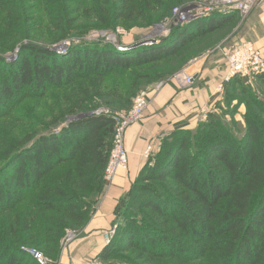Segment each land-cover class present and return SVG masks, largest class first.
Here are the masks:
<instances>
[{
	"label": "trees",
	"instance_id": "trees-1",
	"mask_svg": "<svg viewBox=\"0 0 264 264\" xmlns=\"http://www.w3.org/2000/svg\"><path fill=\"white\" fill-rule=\"evenodd\" d=\"M170 5L0 0V264H37L31 249L54 258L66 229L85 228L107 185L113 111L128 109L141 88L211 50L238 13H212L127 49L70 44L60 54L56 46L89 29L162 23ZM251 78L264 87L263 72L237 76L223 92ZM259 109L247 112L240 140L218 120L200 122L195 131L176 124L119 201L114 235L95 260L129 252L144 264H264Z\"/></svg>",
	"mask_w": 264,
	"mask_h": 264
},
{
	"label": "rangeland",
	"instance_id": "rangeland-1",
	"mask_svg": "<svg viewBox=\"0 0 264 264\" xmlns=\"http://www.w3.org/2000/svg\"><path fill=\"white\" fill-rule=\"evenodd\" d=\"M170 2L171 5L168 10V15L165 17V20L162 23L159 22L154 24L153 26H146V27L140 25L124 27L122 25H119L116 27L114 31L108 29H89L83 35L80 36L76 35L70 37L68 41L70 42V44H75L76 46L85 43L86 44L102 43L103 45L108 44L115 49H127L132 46H136L139 43L150 44L152 41H155L156 43L159 40L166 38L171 33V30L175 26H179L176 24V13L179 10L185 7L194 8L195 6L196 7L201 6L200 0H185L182 1L180 4L179 3L176 4L171 0ZM263 3L264 0H257L256 2L251 4L248 13H246L243 16H239L238 14L236 23L232 27L230 32L211 50L205 52L201 56L192 59L184 68L174 73L172 76H169L162 81L153 83V85L149 86L148 89H146L147 87L141 88L137 92L136 96L141 93H146L148 97L149 93L153 91L155 86L160 85L161 87L163 85L169 84L171 81L175 82V78H174L175 75L181 72H186L187 68L190 66L191 63L201 59H205L209 57L216 58L219 54H224L222 58L226 63V69H227V56L240 43L252 45L262 54L264 58V49L262 48L263 49L262 50L261 48L258 47L257 44H255V42L253 41L254 35L252 34V32L249 31V29H251L252 27V24H256V15L254 13L256 11V8L262 5ZM227 12H232V11H226V12L215 11L213 13H227ZM259 22L260 21L258 20V23ZM256 28H257L256 35H260L261 33H263L264 36V25L258 24ZM41 31L42 30H36L38 34L41 33ZM97 35H99V38H97ZM104 35L106 37L107 36L111 37V39H109V41H105L104 39H102V36ZM60 45H62V42L61 44L57 45L58 47L56 46L55 50H59ZM14 58H15L14 55H9L7 58L8 60L7 62L13 61ZM226 69L224 71V74L226 73ZM223 76L221 77L220 82L217 85V89H216L217 98L216 95L211 97L209 102H207V104L204 106L205 108L201 110L196 124H193L192 127H187V128L192 131H195L196 127L199 125L200 122H207L210 119L218 120V122L221 124L223 128L229 131V133L234 138L240 140L243 136V130L245 129L244 117L247 115V112L257 114L260 111L259 108L261 109L264 108V87L258 79L251 78L245 87L242 88L230 87L226 89L224 92L223 89L218 91V86L221 84ZM190 86L183 88H188ZM134 99L132 100V103L128 109L113 111L114 114L116 116L126 114L132 108ZM148 103H149V99H148ZM106 109L110 110L108 108ZM162 138L160 139L162 140ZM159 146H160V141L154 144L153 154H155L158 151ZM104 191L105 188L103 192L97 197L98 204L101 201ZM82 237H83V230L75 231V230L66 229L63 237L59 242L54 258H49L40 251H36L32 249L31 251L36 252L41 256V258H44L45 260L44 259L43 260L45 261V264H73V259L70 258L71 255L69 256V254H71L70 250L73 248V245L76 243V241ZM90 264H144V263L137 260L134 255H130L129 252H125V253L114 254L112 258L109 261H106L105 263L99 262L94 258L90 262Z\"/></svg>",
	"mask_w": 264,
	"mask_h": 264
},
{
	"label": "crops",
	"instance_id": "crops-1",
	"mask_svg": "<svg viewBox=\"0 0 264 264\" xmlns=\"http://www.w3.org/2000/svg\"><path fill=\"white\" fill-rule=\"evenodd\" d=\"M254 13L256 24L264 25V3L258 6ZM256 24H252L249 31L254 35L255 44L264 49V36L263 33L256 35ZM223 55L191 63L186 71L193 77L190 87L183 88L171 81L149 93V103L143 120L130 126L125 132L127 167L119 170L113 180L105 186L95 213L83 229V237L77 240L70 250L69 256L71 255L73 264H90L106 246L102 235L115 227L116 207L129 192L147 161L142 156L146 145L158 143L160 138L173 131L176 124L187 122L188 127H192L211 97L216 95L217 98V85L226 69Z\"/></svg>",
	"mask_w": 264,
	"mask_h": 264
},
{
	"label": "built area",
	"instance_id": "built-area-1",
	"mask_svg": "<svg viewBox=\"0 0 264 264\" xmlns=\"http://www.w3.org/2000/svg\"><path fill=\"white\" fill-rule=\"evenodd\" d=\"M257 0H200L201 6L194 8H183L176 13V24L179 26L189 24L193 21L209 16L215 11L226 12L234 11L243 16L248 13L251 4ZM95 36V35H93ZM92 36V37H93ZM104 37V38H103ZM99 38V35H97ZM92 39V38H91ZM102 39L109 41L111 37L102 36ZM70 46V42H64L60 45V49L56 50L63 54ZM58 47V46H57ZM264 72V58L262 54L250 44H238L232 52L227 56V69L223 76L221 84L218 86V91L223 89V86L229 83L233 78L248 77ZM175 82L181 87L190 86L193 82V77L186 72H181L175 75ZM159 89L160 85L154 87ZM148 106V97L146 93L137 95L133 101L132 108L124 115L116 116V127L114 130L112 149L106 165L104 176L105 181L110 183L116 176L117 172L127 167L128 157L124 146V136L126 130L140 122L145 114ZM154 145L149 143L146 145L142 156L148 159L154 150ZM115 228L103 234L105 245H108L114 234ZM38 264H45V259L34 251H26ZM44 259V260H43Z\"/></svg>",
	"mask_w": 264,
	"mask_h": 264
},
{
	"label": "water",
	"instance_id": "water-1",
	"mask_svg": "<svg viewBox=\"0 0 264 264\" xmlns=\"http://www.w3.org/2000/svg\"><path fill=\"white\" fill-rule=\"evenodd\" d=\"M153 43H155V41H152V42H151V44H153ZM141 45H144V43H139V44H137L135 47H137V46H141Z\"/></svg>",
	"mask_w": 264,
	"mask_h": 264
}]
</instances>
